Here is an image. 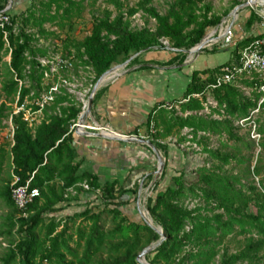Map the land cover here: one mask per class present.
Listing matches in <instances>:
<instances>
[{"label":"trees","instance_id":"1","mask_svg":"<svg viewBox=\"0 0 264 264\" xmlns=\"http://www.w3.org/2000/svg\"><path fill=\"white\" fill-rule=\"evenodd\" d=\"M84 0H34L26 7L23 22L30 20V23L38 27L40 33H48L41 26L45 20H52L58 17L59 20L77 17L84 6ZM93 3L95 0H86ZM111 3L112 9L102 7L99 13L93 17L90 28L79 40L70 39L68 43L73 47V52L83 67H87L96 78L108 67L114 58L130 50L139 48H150L152 43H159L160 38H165L173 46L186 47L187 43L193 44L203 35L205 28L213 24L218 17L207 14L209 5L204 0H172L168 3L163 13H158L154 7L149 5L150 0H137L134 5L122 7L120 0H105ZM35 2L36 5L35 6ZM0 7L1 4H0ZM136 9L145 11L154 18L152 30L147 27L131 28L128 26L127 16ZM8 10V8H7ZM114 11V13H112ZM10 12L11 24L5 26V34L0 28V51L9 52V61L6 68L8 77L2 82L1 88L5 95L14 94L18 90V101L23 99L31 88L38 87V82L43 69L47 66L40 64L35 55L45 54V49L32 47L28 43L29 34L23 29L13 32L11 29L12 20L16 12ZM61 23V22H59ZM264 33V31H263ZM205 35V33H204ZM252 34H247L234 43L231 49V56L217 66L228 64L236 58V50L240 48ZM67 44L65 43L64 46ZM218 51L210 48L209 52ZM69 52V51H68ZM71 52V51H70ZM72 55H74L72 53ZM183 52L177 51L173 56L163 62L169 64L173 58H180ZM27 65V67H26ZM111 67V66H110ZM109 67V68H110ZM207 77L206 82L211 80L212 73ZM28 80L25 84L24 80ZM18 81H20L18 83ZM202 81H197L194 71L185 83L182 94L201 90ZM212 95L218 105H222L223 110L230 116H244L248 108L255 105L248 96L243 95L232 85H222L212 89ZM255 96H258L256 93ZM67 94H54L52 106L62 100H68ZM157 101L147 113V118L153 120L154 132L151 142L160 144L156 138H164L173 131H179L182 127H189L191 138L195 139L197 131H208L225 133L226 137L239 139L234 130L231 120L227 117L213 119L192 110L201 107L199 98L189 96L186 100L178 103V110L183 112L189 110L185 115L174 113L160 106ZM264 105V100L260 104ZM158 106V107H157ZM3 102L0 103V115H2ZM78 107L74 104H58L57 112L44 113L38 123L32 127L21 118L20 113L12 115V139L13 143L9 150L11 152V162L13 173L17 175L16 183L23 182L30 172L32 177L29 184L38 188V195L28 204L25 210H34L29 215L27 224L24 225V235L16 245V251L21 255L20 264H36L35 256L39 255L43 259L54 257L56 264H87L89 257L98 248L102 235L98 232L99 213H92L88 208L74 210L68 218L75 217L92 218L89 231L84 237L82 254L74 259H64L63 250L72 253V249L65 243V227L49 233L53 230L52 223L46 230V245H43L42 252L39 248L40 242L33 234L34 228L47 212L57 210L61 202L67 201L63 194L64 188L75 191L97 189L102 192L112 187V182L101 184L98 175L87 169H79V161L74 160L76 152L72 145L73 135L68 131V122L74 119L78 112ZM153 111V112H152ZM147 119V120H148ZM184 138L180 136L179 139ZM197 142L200 140L197 139ZM207 154L218 159L222 163L229 160V155L218 151L216 148L201 147ZM5 149L0 145V161ZM163 155L167 162L168 152L164 148ZM254 174L258 173V167L253 166ZM181 171L170 174L169 180L174 186L166 184L163 188L154 191L146 200V209L149 215L159 221L164 237L151 250L152 258L149 264H208L216 253L215 245L222 236L230 231L233 224L243 227L244 223L253 229L252 234L246 236L239 248L233 252L223 249L219 260L215 264H234L236 261H246V264H264V174L260 178L259 186L262 190H257L256 186L248 185L253 194L247 196L241 190L239 178L234 174H227L212 169L203 168L197 177V183L185 187L181 180ZM57 176L62 181L60 190H56L51 183ZM82 183H86L84 188ZM186 188L191 194L199 196L202 201L209 205L211 212L209 215L201 214L199 205L187 207L178 204L175 199L183 193ZM4 202L11 206L13 211L19 212L14 207L9 197V185L0 192ZM252 200L256 206L254 213H244L241 207L247 201ZM117 211V209L114 208ZM19 222H23L19 218ZM141 230L145 234L144 242L148 243L158 237V233L146 222H138ZM119 228L117 226L114 231ZM77 237H82L81 228H76ZM128 240H121L112 247L124 248V255L115 258L111 262H101L99 264H120L128 258L129 264H145L139 262L131 256V252L137 249L141 243V238L135 230L126 236ZM61 248L63 250H61ZM11 249L10 256L13 255Z\"/></svg>","mask_w":264,"mask_h":264},{"label":"rangeland","instance_id":"2","mask_svg":"<svg viewBox=\"0 0 264 264\" xmlns=\"http://www.w3.org/2000/svg\"><path fill=\"white\" fill-rule=\"evenodd\" d=\"M122 7L132 6L137 0H120ZM172 0H150L148 3L158 13H163L168 6V3ZM248 0H204L209 5L207 14L209 16L218 17L216 21L208 25L204 33H210L208 40L205 41L206 46L202 50L197 52L188 53L183 52L182 57L173 58L169 64L171 71L182 74V71L189 76L194 71V76L197 81H202L201 87L206 82L207 77L211 72L217 69L218 64L204 63L205 65H198L196 67L197 54H203L205 57L201 61L206 62V58L209 56L208 51L210 48H215L218 51L225 48L234 46V43L244 37L247 34H258L263 30L264 26V14L260 12V8L250 4L244 7V2ZM6 0H3V3ZM16 2V1H15ZM34 0H19L18 9L15 11V15L12 20L11 29L13 32L23 29L24 32L29 34L28 43L32 47H41L45 49V54L35 55V58L40 64L47 66V69H43L42 75L38 82V87L34 86L29 92L23 96L22 102L26 104L30 114H27L32 127L38 123L44 116V113L57 112L58 104H74L78 107V112L74 119H70L68 122V131L72 135L88 136L101 129H90L81 127L82 131L76 130V123L94 125L95 117L91 110L92 103L95 101L99 91H101L110 79L117 76L124 70L128 69L132 65L143 63L144 52L146 48H139L137 50H130L126 53L117 55L114 60L108 65H115L100 81V83L93 88L96 78L87 67H83L79 63L78 58L73 52V47L68 43L70 39L79 40L85 34L88 33L90 24L93 17L99 13L100 8L107 7L112 9V5L105 0H95L93 3L83 1L84 6L80 10L77 17H71L69 19L59 20L55 17L52 20H45L41 26L46 31L40 33L38 27L30 23L28 20L23 22L22 18L25 15V9ZM35 6L36 2H35ZM29 8V7H28ZM238 12L237 15L231 16L232 13ZM114 13V11L112 12ZM129 21L128 26L131 28L147 27L152 30L154 25V18L149 16L145 11L136 9L132 14L127 16ZM222 20L224 22L222 23ZM61 22V23H59ZM228 27L227 31L221 32L219 30L220 24ZM216 28L213 33V29ZM212 31V32H211ZM224 32V33H223ZM203 33V34H204ZM201 38V37H200ZM67 44L64 46V44ZM160 43V42H159ZM159 43H152L150 46L156 50L162 52H171L174 55L177 50L160 46ZM208 43V44H207ZM169 44V43H168ZM193 44L187 43L184 47L189 48ZM169 46H171L169 44ZM69 51V52H68ZM71 51V52H70ZM213 52L212 54H219L220 52ZM72 53L74 55H72ZM217 54V55H218ZM223 54V53H221ZM9 61V52L0 51V103L3 102L2 115H0V145L3 146L5 152L3 153L0 161V192L7 187L11 180L13 173V164L11 162V152L9 150L13 143L11 136L12 125V112L14 108L15 93L11 95H5L1 88L2 82L8 77L6 74V68ZM152 63H155L153 61ZM119 64H122L121 66ZM27 67V65H26ZM187 79V80H188ZM25 84H28V80H24ZM52 90V88H54ZM51 89L52 99L54 94H67L68 100H62L60 103L52 106V99H47L40 110H36V101L41 95L48 92ZM184 89V88H183ZM243 95L248 96L252 101H257L255 90L251 86H246L244 89H239ZM183 91V90H182ZM182 91L176 95L162 100L167 102L170 107L167 110L178 113V100L186 96L182 94ZM54 92V93H53ZM90 99V100H89ZM88 100L90 101L87 105ZM256 105V104H255ZM254 105V106H255ZM253 106H250L251 108ZM248 108V109H249ZM208 117L207 115H204ZM234 116V115H233ZM251 118L256 123V129L259 131L260 136L257 140V145L254 140L248 137L247 127L248 122L245 121L242 125L234 126V130L239 139H233L226 137L225 133L220 132H208L197 131L195 139L191 138V132L187 128H180L179 131H173L172 134L164 138H156L160 144L154 145L152 150L147 144L137 141L135 138H144L151 141L152 133L154 129L150 127L151 122L145 120L138 128L127 129L122 132H116L121 135L120 138L105 137L110 142H116L125 148L122 149L123 165L125 170L121 176L112 179H100V183L112 182V187L106 189L103 192L101 190L87 189L81 191H75L74 189L64 188L63 194L66 195L68 202H61L57 210L51 213L43 215L41 221L32 231L36 236V239L40 242L39 248L42 250L43 245L47 243L46 230L50 223L54 226L49 235L55 231L65 227V243L72 249V253H68L63 250L64 259H74L82 254L84 237L89 231V226L92 223V218L87 217H75L74 219L68 218V214L62 215L61 212L67 211L72 213L74 210H82L88 208L92 213H99L98 219V232L102 235L98 248L89 257L87 264H99L101 262H111L115 258H121L124 255V248L126 245L120 247H112L121 240H128L126 236L130 235L133 230L138 232L141 243L131 252V256L136 260L141 250L146 246H151L147 251L140 256V259L148 262L152 258L153 249L157 244L160 236L164 237L161 225L159 221H155L146 209L147 197L154 193V191L163 188L166 184L174 186L173 181L169 180L170 174L181 171V180L185 187L192 186L197 183L198 173L203 169H212L215 171L234 174L242 183L240 185L241 190L249 196L253 194L248 185L256 186L257 190H262L259 186L260 178L264 174V105L259 106L256 111L251 114ZM10 122V123H9ZM180 136L184 138L179 139ZM200 141L197 142L196 140ZM205 145L208 148H216L220 152L227 153L230 157L228 162L222 163L216 158H213L207 154L201 147ZM135 147H138L140 152H136ZM168 152L167 162L163 155V149ZM75 151V149H74ZM163 160L162 167L157 169L158 158ZM138 158V159H136ZM76 159V155L74 157ZM258 167V173L254 174L253 166ZM79 168V167H78ZM84 169V168H81ZM51 183L56 190H60L62 181L59 177L55 176ZM85 198L81 202L79 200ZM175 201L178 204L192 207L199 205L198 210L201 214L209 215L213 211L209 208V205L204 203L199 196L191 194L186 188L183 189V193L178 196ZM64 206H68L66 210H63ZM257 205L252 200L247 201L246 205L241 207L244 213H254ZM117 209L116 210H114ZM34 210H25L23 212L13 211L11 206L4 202L3 197L0 194V264H20L21 255L17 252L16 245L24 235V225L28 222L29 215L33 214ZM19 218L23 219V222H19ZM145 220L151 222L160 231H157L158 237L145 243L143 240L145 234L141 230L138 222H145ZM81 228L82 237L78 238L76 228ZM117 226L119 228L114 231ZM253 229L244 223L243 227L238 224H233L228 233L221 237L219 242L215 245L216 253L208 264H215L219 260V256L223 249L228 252H233L242 243V240L252 234ZM162 233V234H161ZM161 234V235H160ZM161 238V239H162ZM11 249H13V255L10 256ZM130 257L121 261L120 264H129ZM36 264H56L54 257L51 259L40 258L39 255L35 256ZM156 264H160L158 261ZM234 264H246V261H236Z\"/></svg>","mask_w":264,"mask_h":264},{"label":"crops","instance_id":"3","mask_svg":"<svg viewBox=\"0 0 264 264\" xmlns=\"http://www.w3.org/2000/svg\"><path fill=\"white\" fill-rule=\"evenodd\" d=\"M18 1L6 0L3 3V0H0L1 8L15 12L19 8ZM215 30L213 29V33ZM231 49L232 47L221 49L218 55L208 51L206 62L201 61L205 57L203 54H197L196 67L205 65L204 63L210 65L224 62L231 56ZM171 56H173L171 52L156 49L147 51L143 58L145 62L132 65L106 82L91 106L96 120L94 125L99 126V129L104 128L113 132L138 128L148 119L147 113L157 101L162 102L182 91L188 79L184 71L178 75L163 64ZM153 61L155 63H152ZM72 145L79 161V169L95 172L99 180L119 177L126 168L122 164L124 158L121 154L125 147L110 142L105 137L95 134L73 135ZM135 149L136 152L141 151L138 147ZM82 199L86 200L81 198L75 201L81 202ZM68 201L70 199L64 202ZM61 205L63 206V203ZM67 207L64 206L63 210ZM61 214L70 215V212L63 211Z\"/></svg>","mask_w":264,"mask_h":264},{"label":"built area","instance_id":"4","mask_svg":"<svg viewBox=\"0 0 264 264\" xmlns=\"http://www.w3.org/2000/svg\"><path fill=\"white\" fill-rule=\"evenodd\" d=\"M11 24L10 12L7 8L0 7V28L3 30V35L5 34V26ZM264 26L263 30L258 34H253L250 39H248L240 48L236 50V58L234 61L219 66L213 73L211 80L205 82L201 90L187 93L186 96L178 100V103L186 100L189 96H194L200 99L201 107L192 112L201 115H207L208 118L221 119L227 117L231 120L232 125L239 126L242 125L245 121L248 122L247 132L248 137L251 140L255 141L257 145V140L260 136L259 131L256 129V123L251 114L258 109L261 102L264 100ZM160 43L168 45V42L165 38H160ZM20 81H18L19 83ZM222 85H232L238 90L244 89L246 86H251L255 92L258 94L256 105L249 108L247 114L244 116H230L227 114L222 105H218L215 98L212 95V89L222 86ZM52 88V90H54ZM240 91V90H239ZM51 89L44 95H41L36 101L37 107L36 110H40L43 106V103L47 99H52ZM54 93V92H53ZM23 100V99H22ZM18 101V90L15 92V101L13 113H20L21 118L26 121L27 124H30V120L27 117L29 115V109L26 104ZM160 106L164 108L170 107L167 102H161ZM158 107V106H157ZM189 110L183 112H178L179 114L185 115L189 113ZM151 122L150 127L155 129L153 126V120L148 119ZM10 123V122H9ZM88 124H81L80 122L76 123V130L82 131L81 127H85ZM11 136H12V125ZM190 130L189 127H184ZM79 129V130H78ZM103 130L104 128H100ZM106 130V129H104ZM202 131V130H200ZM32 177V172L28 177L21 183H16L18 177L15 174H12V180L9 184V197L12 201V204L19 212L25 211L28 204L33 200L35 196L38 195V188L36 186H31L29 184L30 178ZM84 188L87 187L86 183H82Z\"/></svg>","mask_w":264,"mask_h":264},{"label":"water","instance_id":"5","mask_svg":"<svg viewBox=\"0 0 264 264\" xmlns=\"http://www.w3.org/2000/svg\"><path fill=\"white\" fill-rule=\"evenodd\" d=\"M227 29H228V27H225V28H224V32H226ZM224 32H223V33H224ZM203 35H204V34H203ZM203 35L201 36V38H199V40H198L197 42H195V44H194L193 46H191V47H189V48H177V47L169 46V44H168V45H164V44H162V43H159V44H160V46H164V47H166V48H171V49H174V50H177V51H186V52H188V53H193V52H197V51H199V50H202V49L204 48V46H206V44L199 45V43H200V41H201ZM207 44H208V43H207ZM153 49H154L153 47L145 48V49L143 50V52L145 53V52L150 51V50H153ZM106 70H107V68L104 69V70L99 74V76L96 78V80H95V82H94V85H93V88H95V87L100 83V81H102V80L104 79V78H103V75L105 74ZM89 100H90V99H89ZM89 100H88V102H87V105H88L89 102H90ZM107 131H109V130H104V129H103V130H100V131L94 132L93 134H95V135H97V136H101V137H109V138H120V137H121V135L118 134V133H116V132H113V131H109V132H107ZM135 139H136L137 141H139V142H142V143L147 144L152 150H154V145L152 144V142H151L150 140H148V139H144V138H140V137L135 138ZM157 158H158L157 169L160 170V168L162 167L163 160H162L159 156H158ZM145 222H146L147 224H149L154 230H156V231H160V230H159L155 225H153L151 222H149V221H147V220H145ZM160 232H161V231H160ZM161 234H162V233H161ZM161 234H160V235H161ZM161 238H162V235L160 236V238H159L158 241H160ZM150 247H151L150 245L144 247V248L141 250V252L139 253V255L137 256L136 260L139 261V262L145 263V264H149L148 262H145V261L141 260V259H140V256H142L143 253H144L145 251H147Z\"/></svg>","mask_w":264,"mask_h":264},{"label":"bare ground","instance_id":"6","mask_svg":"<svg viewBox=\"0 0 264 264\" xmlns=\"http://www.w3.org/2000/svg\"><path fill=\"white\" fill-rule=\"evenodd\" d=\"M250 4H253L254 6H258L259 8H260V12H262L263 14H264V0H248V1H246V2H244V7H246V6H248V5H250ZM238 14V12H236V13H232L231 14V16H233V15H237ZM224 22V20H222V23ZM220 24V28H219V30L222 32L223 31V29H224V26H223V24ZM216 28H218V26H216L214 29H216ZM208 34L209 33H206L205 35H203V37H202V39H201V41H200V43H199V45H203V44H205V41H207L208 39ZM120 66L122 65V64H119ZM115 65H113V66H111L110 68H108L107 70H106V72H105V74L103 75V78H105V76L107 75V73L114 67ZM86 128H90V129H95V128H99V126H97V125H90V124H88V125H86L85 126ZM79 130V129H78ZM107 132H109V131H107Z\"/></svg>","mask_w":264,"mask_h":264}]
</instances>
